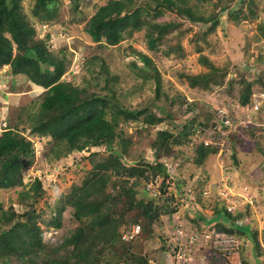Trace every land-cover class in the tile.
<instances>
[{"label":"trees","instance_id":"16d2710c","mask_svg":"<svg viewBox=\"0 0 264 264\" xmlns=\"http://www.w3.org/2000/svg\"><path fill=\"white\" fill-rule=\"evenodd\" d=\"M228 1L217 0L216 4H222L219 11L227 9L228 19L239 22L241 15L242 18H257L258 8L253 0L247 1L248 13L236 9V5L232 6ZM58 2L0 0V68L8 66L10 75H22L32 85L43 89L27 104L7 109L6 126L0 131V190L17 189L16 203L4 207L0 201V264H149V258L154 264H162L160 258L166 255L164 251L171 253L167 221L179 209L173 195L165 196L170 186L169 163L183 158L184 153L178 147L184 143L192 144L194 138L197 142L191 147L192 161L204 166L219 149L217 145L204 144V140L218 141L220 132L214 128L218 127L217 123L220 129L225 128L218 116L212 120L194 117L170 124V128L161 126L150 135L153 126L172 120V116L156 115L148 107L131 108L115 95L112 88L101 94L75 84L71 79L72 70H69L72 60L68 46L64 43L54 50L51 44L52 35L61 34L50 22L56 18ZM70 3L77 11L78 0H70ZM24 7L28 13L24 12ZM194 7L188 5V0H107L97 8L84 30L101 46L116 45L143 30L147 49L156 51L160 45H165L162 52L168 55L176 49L169 42V38H174L171 33L184 20L192 24L208 22L207 34L217 25V14L204 17ZM165 13L173 14L174 21L162 20ZM257 29L264 39V23ZM180 31L177 30L178 36ZM195 48L200 49L198 45ZM137 54L142 65L138 67L137 60L132 64L139 70H147L150 58L143 52ZM200 58L209 71L187 76L188 85L204 90L210 88V83L221 85L227 70L216 68L205 56ZM99 62L100 70H105V63ZM152 75L158 97L159 91L161 93L159 74L155 71ZM257 81L264 84L261 76ZM251 85L247 80L242 82L239 92L242 105L250 101ZM185 102L184 97H179L180 107ZM195 109L196 105L191 104L184 112ZM130 127L135 130L128 135ZM248 128L242 126L230 130L226 136L230 145L222 147L223 153L227 149L234 151L235 145L242 142L241 132L246 134ZM143 129L151 136L146 144L151 152L150 159L138 156L134 163L128 146L131 136H140ZM210 130H213L212 135L208 134ZM34 137L49 139L51 145L44 154L49 161L81 152L92 145L102 146L105 155L94 152L82 158L91 166L84 172L82 180L73 182L68 192L60 193L56 203L46 209L38 208L45 192L41 177L34 176L27 188L23 180L24 170L34 162ZM261 150L264 155V148ZM155 177H158L163 202L149 196L138 198L140 191ZM175 186L178 188L179 184ZM198 202L201 199L198 198ZM247 204L251 206L250 202ZM212 208V216L201 211L194 214L186 211L188 227L199 228L204 220H214L204 223L215 232L250 242L259 264V258L264 259V237L262 245L257 229H250V222L245 221L247 214H234L224 201L216 202ZM66 211L70 215L67 225L63 220ZM132 225L138 226L139 232L129 241L122 240V233L129 231ZM55 230L62 233L59 236L50 234L44 239L45 232ZM152 239L157 240L159 248H148ZM243 246L246 247L240 243V247ZM208 250L206 264H229L219 248L210 246ZM243 263L247 264V261L243 259Z\"/></svg>","mask_w":264,"mask_h":264},{"label":"rangeland","instance_id":"374dc122","mask_svg":"<svg viewBox=\"0 0 264 264\" xmlns=\"http://www.w3.org/2000/svg\"><path fill=\"white\" fill-rule=\"evenodd\" d=\"M106 1L78 0V9L75 11L70 0H59L56 18L50 22H52L53 27L59 30L56 32H61L60 35L64 38L51 44H53L54 50L64 43L68 44V55L72 60L69 70H72L71 79L75 84L87 86L91 91L101 94L108 92L106 89L112 88L115 95L131 108L148 107L156 115L172 116V120L167 119L159 125H155L156 128L153 126L150 135H154L156 129L161 126L170 128V124L183 122L186 119L196 117L201 120V118L208 117L209 120H212L215 115L222 117L223 108L230 109L231 104L239 99L243 80L252 84L254 94L263 95L255 107L258 110L251 109L248 116L233 119L232 126L227 124V128L230 130L249 126L246 131L247 135L241 132L242 142L235 145L234 151L227 149L226 153L222 152V147L230 144L226 138L228 130L222 131L219 128V123H217L220 132L217 141L219 150L206 161L204 166L196 165L190 155L193 143L197 142L196 139L191 140L192 144L184 143L178 147L184 153V157L175 159L174 164L169 163L171 165L169 167L170 186L165 194V196H174L179 205V212L183 213V219H186L185 214L189 208H191V214H193L191 210H194L195 213L201 211L207 216H212L214 214L212 207L216 202H223L224 200L226 206H229L234 214H247L245 221L250 222L248 224L250 229H257L258 239L263 245L264 155L261 148H264V84L259 83L257 78L261 76L264 83V39L259 35L257 27L264 23V0H253L258 8L256 19L252 17L242 18L241 15L239 22L228 19L227 9L219 11V6L222 4L216 5L217 0H203L197 3L188 0V5H195L194 9L199 15L208 17L217 14L218 23L213 31L207 34L205 31L209 26L208 22L192 24L184 20L177 29L181 30V34L178 36L177 30L171 33L174 38H169V42L171 45H175L176 49L168 55L165 51L162 52L166 47L165 45H160L156 51L148 50L145 39H143V30L136 32L132 37H126L116 45L101 46L99 43L93 42L85 32L84 26L97 8L104 5ZM247 1L230 0L228 2L232 6L236 5V9L243 13H248ZM23 6L26 7L27 4L23 3ZM25 7L24 12L28 13L29 11ZM174 19L175 16L169 13H165L162 17V20L166 21H174ZM40 36L43 35L40 34ZM197 45L200 48L198 50L195 48ZM137 52L145 53L151 60L149 68L145 71L138 69L142 62L139 60ZM201 55L202 57L205 56L216 68L227 70L221 85L210 83V88L205 90L201 87L191 88L188 85L187 76L209 71L200 62ZM100 60L105 63V70H100ZM134 60H137L138 67H134L132 64ZM243 65L246 66L243 67ZM8 70L9 67L5 66L3 68L4 73L0 71V115L4 114L5 117L7 116V109H11L12 106L25 105L43 91L40 87H31L27 81H21L16 76L10 75ZM155 71L160 78L161 93L159 91L158 97H156L155 78L152 75ZM228 82L230 85L227 84ZM181 96L185 98L186 102L180 107L179 97ZM191 104H195L196 109L185 113L184 110ZM221 120L224 123L231 122L229 117H222ZM134 130L130 127L128 135H131ZM150 138L151 136L147 135L144 129L140 136H131L128 153L134 163L137 162L138 156H142L145 160L150 159L151 152L146 146ZM49 142L48 138H43L41 142L37 143L40 147L36 149L34 162L30 168L23 172L26 188L33 176H45L55 181L49 187V182L42 185L45 192L38 203V208L42 209H46V206L54 204V202L56 203L58 195L68 192L73 182L79 183L82 180L84 172L91 167L88 162L82 161V158H86L94 152L105 155L102 146L92 145L81 152H73L58 160L49 161V157L44 155L51 145ZM175 179V184H179L178 188L174 184ZM223 185L228 187L227 190H224L225 193H229L227 201L215 195L219 186L221 188L224 187ZM16 190H0V201L4 207L16 203ZM202 192H205L206 195L202 196ZM191 194H193L192 202ZM148 196L159 200L160 203L163 202L162 195L151 197L146 187L140 191L137 197L145 198ZM198 198L201 199L200 203ZM249 202L251 206H248L247 203ZM16 207L20 208L19 205ZM63 220L65 225L69 224L70 215L67 211L64 213ZM212 221L214 220H204L205 223ZM167 224L169 225L167 227H174L171 218L168 219ZM205 227L211 229L208 225ZM61 233V230H55L52 233L51 231L45 232L44 239H47L50 234L59 236ZM168 235L175 237L177 234L174 230H169ZM214 240V244L221 247L219 249H222L229 264H244L243 259L247 261V264H257V259L253 256V245L250 242L228 236H219ZM156 241V239H152L151 243L147 245L148 248H159L160 245ZM198 242H200L198 245L192 247V252L195 253L193 254L194 257L192 256L193 264H206L210 251L206 245H203L204 241ZM240 243L246 247L241 248ZM236 244L238 248L231 249ZM151 253L154 254V252ZM263 260V258L261 260L259 258L260 263Z\"/></svg>","mask_w":264,"mask_h":264},{"label":"built area","instance_id":"2783aa9c","mask_svg":"<svg viewBox=\"0 0 264 264\" xmlns=\"http://www.w3.org/2000/svg\"><path fill=\"white\" fill-rule=\"evenodd\" d=\"M61 38H64V37L60 34H58L56 37L52 35L51 42L56 43L57 40H60ZM255 107L256 106L254 105V108ZM245 110H246L245 108H240V110H239V112H237L235 118L237 119L238 117L248 116V114L245 113ZM220 112H221V110H220ZM222 113H224L222 116V117H224L226 115V113L223 110H222ZM231 122H228L225 124L226 125L227 124L232 125ZM5 124H6L5 115L2 114V115H0V130L2 127L5 126ZM212 133H213V130H210L208 132L209 135H212ZM208 143H210V139L204 140V144H208ZM158 184H159L158 177H156L152 181H149V183L146 186V190L153 197H157L159 195V191H158V189H156ZM227 189H228V187L224 186L222 189H220L217 192L218 196L220 198L226 199V201L228 200L229 193H225L224 190H227ZM190 199H192L191 200V202H192L193 201V194H191ZM227 207L229 209V206H227ZM190 209L191 208H189V212H190ZM191 211L193 212L194 210H191ZM181 214L182 213H180L178 211V212L172 214V216H171V222L173 223L172 225H174V227H170L169 230H171V231L174 230L177 235L175 237L168 235L171 239V244L169 246V251L171 253L168 254L167 251H164L166 255L161 256V258H160V260L162 261V264H193L192 256H193L194 252H192V247L198 245V243H200L198 241H204L203 245H206L207 248H209L210 246H213L215 248H221L220 246L217 247V245L214 244L215 243L214 239L216 237H219V236L220 237L228 236L227 234L225 235V233H222V232H215L213 230V228L208 229L207 227H205L206 225L203 223L200 224L199 228H195V229L189 228L188 224H187V220L183 219ZM203 228H206V229H203ZM169 230L167 229V234H168ZM138 232H139V227L136 225H132L130 227L129 231L122 233L121 239L124 241H129L133 237H135ZM228 237H231V236H228ZM183 238H184V240L182 241ZM206 246H204V247H206ZM237 248H238V246L236 244L231 249H237ZM220 250L222 251V249H220ZM191 252H192V255H191ZM148 263L154 264L153 259L149 258Z\"/></svg>","mask_w":264,"mask_h":264},{"label":"clouds","instance_id":"9594fccd","mask_svg":"<svg viewBox=\"0 0 264 264\" xmlns=\"http://www.w3.org/2000/svg\"><path fill=\"white\" fill-rule=\"evenodd\" d=\"M57 42H58V40H57ZM63 42V41H62ZM66 44V43H65ZM67 46H68V44H66ZM5 67V66H4ZM3 68V67H2ZM2 68H0V69H2ZM260 98H263V95L262 94H254V92H252V94H251V96H250V101H249V103H247V104H244V105H242L240 102H239V99L238 100H235L234 102H233V104H231L232 106L230 107V109L228 108V109H226V108H223L224 109V111H225V113H226V115L224 116V117H229V120L230 121H232L231 122V124L233 123V119H236L235 117H236V114H237V112H239V110H240V108H245L246 110H245V113H247L248 114V112H250V110L251 109H255V110H258L257 108H254V105L256 106L257 105V103L259 102V99ZM215 116H218V115H215ZM219 117V116H218ZM220 118H222V117H220ZM222 121V120H221ZM222 125L224 126V128L225 129H227L228 130V133L230 132V128H227L228 126L222 121ZM5 126H6V124H5ZM4 126V127H5ZM232 126V125H231ZM4 127H2L1 128V130L4 128ZM214 128H217L218 129V127L217 126H214ZM225 129H222V130H224V132H225ZM0 130V131H1ZM227 133V134H228ZM43 138H41V139H38L37 137H34V144H35V152H36V149H37V147H40L37 143H39V142H41V140H42ZM210 144L211 145H217V139L215 140V144H213V141L212 140H210ZM218 146V145H217ZM219 150V149H218ZM222 150H223V148H222ZM223 152V151H222ZM38 177H40V176H38ZM34 178V176L30 179V181L29 182H31L32 181V179ZM156 178V177H155ZM41 182L42 183H45V182H49V184H48V187L49 186H51V185H53V183L55 182L54 180H52L51 178H46L45 176H41ZM23 180H24V183L26 184V180L24 179V177H23ZM152 181V180H151ZM29 182H28V185H29ZM52 182V183H51ZM149 183V182H148ZM147 183V184H148ZM159 185L160 184H158L157 185V187H156V189H158V191H159V195L158 196H161V192H160V190H159ZM147 186V185H146ZM224 186V185H223ZM223 187H221L220 188V186H219V188L217 189V191H216V196L217 197H219L218 196V191L220 190V189H222ZM148 192V191H147ZM149 193V192H148ZM206 194V193H205ZM149 195L151 196V197H153L150 193H149ZM157 196V197H158ZM220 198V197H219ZM224 201V200H223ZM225 202V201H224ZM178 211H179V209H178ZM178 211H176V212H178ZM175 212V213H176ZM195 212L193 211V214H194ZM172 214H174V213H172ZM172 214L170 215V218H171V216H172ZM169 218V219H170ZM201 223H203V224H205L204 222H201ZM200 223V224H201Z\"/></svg>","mask_w":264,"mask_h":264},{"label":"crops","instance_id":"0c3cea01","mask_svg":"<svg viewBox=\"0 0 264 264\" xmlns=\"http://www.w3.org/2000/svg\"><path fill=\"white\" fill-rule=\"evenodd\" d=\"M3 68H4V67H3ZM3 68L0 69V71H2V72L4 73ZM6 72H7V71H6ZM6 72H5V73H6ZM3 73H2V74H3ZM1 77H2V76H1ZM16 77H17L19 80H21V81H27V82L29 83V84L27 83L28 85H31V87H32V86L34 87V85H32V84H31V83H30V82H29L24 76L21 75V76H16ZM25 83H26V82H25Z\"/></svg>","mask_w":264,"mask_h":264}]
</instances>
